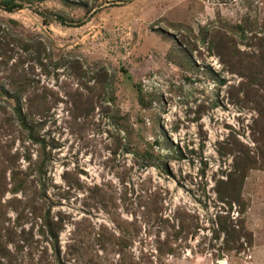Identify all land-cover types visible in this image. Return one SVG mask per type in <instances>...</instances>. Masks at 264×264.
I'll return each instance as SVG.
<instances>
[{"label":"rangeland","instance_id":"374dc122","mask_svg":"<svg viewBox=\"0 0 264 264\" xmlns=\"http://www.w3.org/2000/svg\"><path fill=\"white\" fill-rule=\"evenodd\" d=\"M81 2L39 5L79 26L0 8L47 46L24 92L0 63V264L248 257L215 230L229 214L252 232L264 198V0ZM249 162L242 202L221 201L217 182Z\"/></svg>","mask_w":264,"mask_h":264},{"label":"trees","instance_id":"16d2710c","mask_svg":"<svg viewBox=\"0 0 264 264\" xmlns=\"http://www.w3.org/2000/svg\"><path fill=\"white\" fill-rule=\"evenodd\" d=\"M45 1H59L66 6H85V3L81 2L83 0H0V8L7 12H15L24 8L31 9L43 19L45 24L56 21L62 25L79 26L87 21L86 19L76 21L64 11L54 12L47 8L41 10L39 5ZM86 1L88 3L91 0ZM46 48L47 46L43 40H23L10 29L0 26V63L7 67V70H10L9 73L11 75H17V81L16 83L14 82V86L18 92H24L26 87L32 84L33 81L27 75L34 70L36 65H40L44 69L46 68V64L43 62V53L46 52ZM18 49H22L24 56ZM16 54L18 55V61L9 66V63ZM17 111L19 120H21L23 124L27 123V117L29 113L33 111L32 103L29 107V113H26L27 115L23 114L21 107H19ZM248 164L254 163L249 162L246 165L240 164V166H236L234 172L230 173L227 179L217 182L216 190L221 201L227 202L230 205L233 202L238 204L242 202L243 184L248 177L249 170L254 168ZM246 211L245 206V208L242 209V214L246 213ZM45 225H47L51 235L56 237L59 229L57 222L48 217L45 220ZM216 226V238L220 237V233L224 235L223 243L220 247L221 252H241L242 249L245 248L244 240L248 249L253 246V233L247 230L241 219L234 221L229 214H218ZM195 228H198V226ZM242 239L244 240L242 241ZM1 252L3 254V251Z\"/></svg>","mask_w":264,"mask_h":264},{"label":"crops","instance_id":"0c3cea01","mask_svg":"<svg viewBox=\"0 0 264 264\" xmlns=\"http://www.w3.org/2000/svg\"><path fill=\"white\" fill-rule=\"evenodd\" d=\"M261 207L258 209L257 219L254 224L259 225L258 227H251L253 233V246L250 249V254L246 258L240 256L235 257L230 264H264V198L261 199ZM254 207H250V210ZM250 212H248L249 214ZM251 219L248 218L250 223ZM229 264V263H228Z\"/></svg>","mask_w":264,"mask_h":264},{"label":"water","instance_id":"95a60500","mask_svg":"<svg viewBox=\"0 0 264 264\" xmlns=\"http://www.w3.org/2000/svg\"><path fill=\"white\" fill-rule=\"evenodd\" d=\"M219 263H220V264H223V261H222V260H220V261H219Z\"/></svg>","mask_w":264,"mask_h":264}]
</instances>
